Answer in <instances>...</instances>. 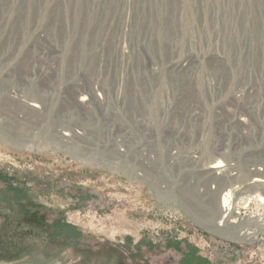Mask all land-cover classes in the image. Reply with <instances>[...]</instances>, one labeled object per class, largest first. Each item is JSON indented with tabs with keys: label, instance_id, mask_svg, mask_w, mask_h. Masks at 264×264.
Listing matches in <instances>:
<instances>
[{
	"label": "rangeland",
	"instance_id": "374dc122",
	"mask_svg": "<svg viewBox=\"0 0 264 264\" xmlns=\"http://www.w3.org/2000/svg\"><path fill=\"white\" fill-rule=\"evenodd\" d=\"M183 59L204 75L223 59L209 73L264 77V0H0V264H264V176L226 219L212 177L173 219L143 190L58 162L92 68ZM19 205L75 234L21 218Z\"/></svg>",
	"mask_w": 264,
	"mask_h": 264
},
{
	"label": "built area",
	"instance_id": "2783aa9c",
	"mask_svg": "<svg viewBox=\"0 0 264 264\" xmlns=\"http://www.w3.org/2000/svg\"><path fill=\"white\" fill-rule=\"evenodd\" d=\"M209 62V72L227 64ZM96 66L88 90L77 85L85 117L59 132L74 148L58 162L76 159L143 190L173 219L188 194L205 198L212 177L223 219L231 216L253 177L264 176V77L204 75L203 62L190 59L144 71L126 62Z\"/></svg>",
	"mask_w": 264,
	"mask_h": 264
},
{
	"label": "trees",
	"instance_id": "16d2710c",
	"mask_svg": "<svg viewBox=\"0 0 264 264\" xmlns=\"http://www.w3.org/2000/svg\"><path fill=\"white\" fill-rule=\"evenodd\" d=\"M0 181L7 183L9 182V179L7 176L0 174ZM17 193L22 194V191L20 192V190H18ZM18 208V212L21 218H32L33 220L39 221L46 226L52 228H59L61 231L64 230L65 232H61V234L67 240H69V238L71 237V233L75 234L76 229L72 228L69 224H66L64 221H61L60 223L55 222L52 225H48L45 221V216L42 214V212L39 211L38 208L31 209L29 206L25 205H19Z\"/></svg>",
	"mask_w": 264,
	"mask_h": 264
},
{
	"label": "bare ground",
	"instance_id": "6f19581e",
	"mask_svg": "<svg viewBox=\"0 0 264 264\" xmlns=\"http://www.w3.org/2000/svg\"><path fill=\"white\" fill-rule=\"evenodd\" d=\"M32 106H34V107H38L37 104H35V105L33 104Z\"/></svg>",
	"mask_w": 264,
	"mask_h": 264
}]
</instances>
